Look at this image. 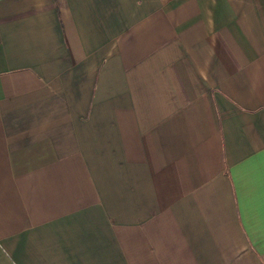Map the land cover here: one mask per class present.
I'll return each mask as SVG.
<instances>
[{"label": "crops", "instance_id": "1", "mask_svg": "<svg viewBox=\"0 0 264 264\" xmlns=\"http://www.w3.org/2000/svg\"><path fill=\"white\" fill-rule=\"evenodd\" d=\"M0 264H264V0H0Z\"/></svg>", "mask_w": 264, "mask_h": 264}]
</instances>
